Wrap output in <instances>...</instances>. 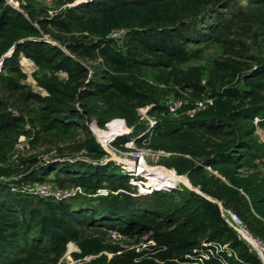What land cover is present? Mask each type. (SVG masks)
I'll return each instance as SVG.
<instances>
[{
    "label": "trees",
    "instance_id": "16d2710c",
    "mask_svg": "<svg viewBox=\"0 0 264 264\" xmlns=\"http://www.w3.org/2000/svg\"><path fill=\"white\" fill-rule=\"evenodd\" d=\"M18 2L0 0V264H61L71 243L78 264H196L207 244L227 246L207 264H264L226 215L264 243V0ZM115 119L117 148L141 136L192 188L141 194L90 130ZM22 137L63 146L14 160ZM44 184L82 194L29 192Z\"/></svg>",
    "mask_w": 264,
    "mask_h": 264
},
{
    "label": "built area",
    "instance_id": "2783aa9c",
    "mask_svg": "<svg viewBox=\"0 0 264 264\" xmlns=\"http://www.w3.org/2000/svg\"><path fill=\"white\" fill-rule=\"evenodd\" d=\"M5 1L13 8L19 9L18 0ZM124 35L125 31L118 30L112 32L110 38L121 40ZM183 104V100H171L169 102L170 111L175 113L183 106ZM205 104V102L198 103V108H205ZM151 107L152 106H148L138 109L139 116L149 121L150 129L154 125V121L148 117V111ZM188 113L190 116H193L195 114V110H190ZM89 127L92 134L95 136L104 150L110 151L111 154L116 157L120 155V162L123 163V170L128 176L131 177V183L139 187V191L141 194H150L154 190L173 192L174 190L178 189L180 185L192 188V185L190 184L186 176L178 175L176 170L167 168L159 163L160 160L169 157L171 155L170 153L154 151L148 148H139L136 145V140L141 138V136H138L129 143L125 144L127 151L121 150L114 145L118 138L130 133L129 131H131V129L129 130V128L127 127L125 120L115 119L107 124L106 129L99 128L95 122H92ZM113 127H116L117 129L114 131ZM24 142L25 138L22 137L20 143L16 147L17 150ZM24 148L29 149L30 146L26 143L23 144L22 149L24 150ZM17 158L18 154L13 157L14 160ZM149 159L154 161L156 164L159 163V165L150 167L148 165ZM29 192L46 198H53L56 201H63L65 199L72 198L77 194H82V189L73 188L60 190L53 188L50 185L44 184L29 188ZM100 192L103 194L107 193L105 190ZM226 215L228 216L231 226L234 229L238 228L241 230V234H239V236H241L246 241V243L251 246L254 251H256V253L264 263V243L251 234V232L245 227L243 221L235 213L226 211ZM119 236V233L116 231H112L110 234V238L113 242H118ZM206 247H208V249L206 251L200 252V256L198 257V261L196 262V264H207V262L215 258V256L220 251L227 249V246H220L217 244H207ZM223 263L228 264L225 261H223Z\"/></svg>",
    "mask_w": 264,
    "mask_h": 264
},
{
    "label": "rangeland",
    "instance_id": "374dc122",
    "mask_svg": "<svg viewBox=\"0 0 264 264\" xmlns=\"http://www.w3.org/2000/svg\"><path fill=\"white\" fill-rule=\"evenodd\" d=\"M36 1H37L38 5L40 7L50 8V9H56L58 7V1L59 0H36ZM76 1L77 2H85L87 0H76ZM22 68L25 71V73L28 75V80H27L28 84H30L35 89V91L42 92L43 94H45L44 91H42L41 89H39L36 86V82H35V80L33 78V74L36 71V67L34 66V64L30 60H28V59H23L22 60ZM61 76L62 77H65V74H62ZM258 134L260 136V139L264 141V132L259 131ZM125 135H127V134H125ZM125 135H123V136H125ZM26 143H27V141L25 139V142L23 144H26ZM23 144L20 146L21 148L19 147L18 150H17L19 152L18 158L19 157L20 158H29L31 156H40V157H43L44 160L45 159H48V158H50L52 156H57L58 153H57V147L56 146H58V147L59 146H63L62 144L54 145L53 143H48L47 142V143L39 146L38 148H35L34 149V148H32L30 146L31 148H29V149H25L24 148V150H23L22 149L23 148ZM64 153L65 154H68L67 151H65ZM75 155H77V154H75ZM117 158L119 160V163H117V165L120 166L121 169H123V166H122L123 163L120 162L121 161L120 160V155L117 156ZM148 165L150 167H153V166L159 165V163L156 164L154 161H152L151 159H149ZM128 241L129 240L125 239L121 235L119 236L118 242H120V245L121 246H127ZM69 251H70V253H69ZM74 252H79V249H78V247L75 244L71 243V244L68 245L67 253H66L65 257L63 258L61 264H78V261H76L74 259L73 255H72Z\"/></svg>",
    "mask_w": 264,
    "mask_h": 264
},
{
    "label": "water",
    "instance_id": "95a60500",
    "mask_svg": "<svg viewBox=\"0 0 264 264\" xmlns=\"http://www.w3.org/2000/svg\"><path fill=\"white\" fill-rule=\"evenodd\" d=\"M105 151H106L107 154L110 156V159H109V160H111V161H113V162H116V163H119V160H118V158H117L116 156L112 155L111 152L108 151V150H105ZM235 230H236V232H237L238 234H241V230H240V229L235 228Z\"/></svg>",
    "mask_w": 264,
    "mask_h": 264
},
{
    "label": "bare ground",
    "instance_id": "6f19581e",
    "mask_svg": "<svg viewBox=\"0 0 264 264\" xmlns=\"http://www.w3.org/2000/svg\"><path fill=\"white\" fill-rule=\"evenodd\" d=\"M117 128L116 127H113V130L115 131ZM111 136V135H110Z\"/></svg>",
    "mask_w": 264,
    "mask_h": 264
}]
</instances>
